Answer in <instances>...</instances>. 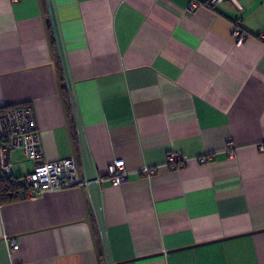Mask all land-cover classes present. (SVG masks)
Listing matches in <instances>:
<instances>
[{
	"label": "crops",
	"instance_id": "obj_1",
	"mask_svg": "<svg viewBox=\"0 0 264 264\" xmlns=\"http://www.w3.org/2000/svg\"><path fill=\"white\" fill-rule=\"evenodd\" d=\"M208 1L0 0V111L30 105L43 152L11 151L14 179L127 171L98 211L79 188L0 203V264H264V0Z\"/></svg>",
	"mask_w": 264,
	"mask_h": 264
},
{
	"label": "built area",
	"instance_id": "obj_2",
	"mask_svg": "<svg viewBox=\"0 0 264 264\" xmlns=\"http://www.w3.org/2000/svg\"><path fill=\"white\" fill-rule=\"evenodd\" d=\"M219 1L209 0L207 5L212 6ZM197 7L198 4L192 1L189 10L194 11ZM232 36L236 45L242 44L246 38V34L239 27H235ZM260 38L264 39V33L260 35ZM65 85L70 87L68 84ZM70 96L73 98L72 95ZM16 149L22 150L24 158L28 161L40 162L43 160L40 136L30 105H18L0 111V178L16 181L24 186L27 189V199H33L47 192L79 188L88 192L89 200L97 210L100 204L99 188L102 183L108 181L112 186H118L127 174L124 161L117 160L108 165L105 176L95 175L89 165H84L83 170L79 167V175L76 163L70 157L64 160L46 161L41 173H29L20 180H15L9 157L11 151ZM260 150L264 152V146H261ZM229 154L233 155V152ZM202 160L206 161L207 158ZM184 162L185 159L179 153L171 152L166 157L165 165L172 170H178L183 167ZM144 173L151 175L152 171L145 169ZM17 249L15 241L12 242L10 250ZM105 264L111 263L107 261Z\"/></svg>",
	"mask_w": 264,
	"mask_h": 264
},
{
	"label": "trees",
	"instance_id": "obj_3",
	"mask_svg": "<svg viewBox=\"0 0 264 264\" xmlns=\"http://www.w3.org/2000/svg\"><path fill=\"white\" fill-rule=\"evenodd\" d=\"M66 88L62 87V94L67 105ZM19 180V179H16ZM27 189L16 181L0 178V203H12L27 198ZM98 242V241H97Z\"/></svg>",
	"mask_w": 264,
	"mask_h": 264
},
{
	"label": "water",
	"instance_id": "obj_4",
	"mask_svg": "<svg viewBox=\"0 0 264 264\" xmlns=\"http://www.w3.org/2000/svg\"><path fill=\"white\" fill-rule=\"evenodd\" d=\"M40 10H41V15H42V18H43V21H44L45 28L47 29V24L48 23H47V19H46L45 15H44V11H43V8H42L41 1H40ZM48 41H49V39H48ZM49 45H50V41H49ZM52 64H53V67L55 68V62H54V60H52ZM58 83H59V81H58ZM58 85H59L58 87H59V93H60L61 102L64 103L63 95H62V85L61 84H58ZM73 158H74V161L76 163V167H77L78 174L80 175V170H79V167H78V164H77V160H76L75 156H73ZM81 191L84 193V189H81ZM86 221L88 223H90L89 222V217H88V220H86ZM95 250L97 252L96 246H95ZM96 257H97L98 264H101L100 263L99 256L97 255Z\"/></svg>",
	"mask_w": 264,
	"mask_h": 264
}]
</instances>
